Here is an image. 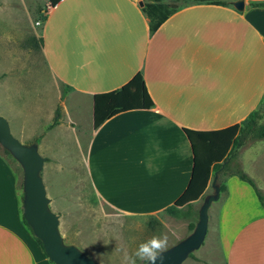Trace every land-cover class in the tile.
I'll return each instance as SVG.
<instances>
[{
    "label": "crops",
    "instance_id": "1",
    "mask_svg": "<svg viewBox=\"0 0 264 264\" xmlns=\"http://www.w3.org/2000/svg\"><path fill=\"white\" fill-rule=\"evenodd\" d=\"M139 1L61 0L50 7L41 0V11L33 8L35 0H0V73L8 74L0 80V104L14 118L3 116L28 142L59 104L61 124L38 143L41 155L53 160L44 163L42 176L57 214L74 213L79 202L96 198L113 209L101 217L108 228L98 229L103 241L95 247H103L92 252L97 262L123 261L140 242L163 235V223L147 237L128 231L160 221L186 189L193 150L184 128L240 123L264 97V7L250 5L264 0H243L241 11L235 0H162L175 12L151 36L147 10L154 2L146 0L148 9H141ZM36 11L45 15L40 53L8 48L36 33ZM137 72L153 106L122 111L93 128V95L124 85ZM62 85L69 91L61 99ZM261 144L249 155L250 172L258 177L253 165L264 152ZM223 183L225 194L215 201H221L224 264H264V209L237 176ZM21 217L17 177L0 155V264H50Z\"/></svg>",
    "mask_w": 264,
    "mask_h": 264
},
{
    "label": "trees",
    "instance_id": "2",
    "mask_svg": "<svg viewBox=\"0 0 264 264\" xmlns=\"http://www.w3.org/2000/svg\"><path fill=\"white\" fill-rule=\"evenodd\" d=\"M59 1L61 0H49V6L53 7ZM152 1L154 4L147 10V14L150 18V36L169 15L175 12V8H170L168 5L161 3L162 0ZM212 3L228 5L229 1H215ZM250 5L254 7H264V1L250 2ZM44 20V14L42 18L40 16L35 17L34 25L36 33L9 42L7 44L8 48L27 52L33 56L38 55L43 44L41 31ZM7 75V73H0V80L4 79ZM68 91L69 87L67 85L61 86V99L65 97ZM152 106L153 101L147 91L142 73L137 72L124 85L111 91L100 92L93 95V128H97L106 119L122 111L149 109ZM263 114L264 97L258 109L249 113L240 123L212 131L184 128V132L193 150V169L186 189L172 205L165 209L167 213L179 216V214L182 213L181 210H185L186 213L184 217H187L190 214L192 202L203 196L212 174L218 177L221 174L237 176L241 181L247 183L252 188L258 200L264 204V194L257 187L255 181L241 169L240 164L236 161L238 148L243 145L247 136L250 135L258 140L264 139V123L258 122ZM61 118L62 114L58 104L50 122L28 143L38 145L41 138L48 131L61 124ZM6 151L9 152L8 150ZM44 160L45 162L53 161L47 157H44ZM218 187L221 191L226 189L224 183H220ZM21 220L23 224L30 229L23 217H21ZM148 224L152 226L154 220H150ZM195 224L196 223L193 222L188 224L191 231L194 229ZM35 239L42 248L41 241L36 237ZM191 255L192 253L189 254V256Z\"/></svg>",
    "mask_w": 264,
    "mask_h": 264
},
{
    "label": "rangeland",
    "instance_id": "3",
    "mask_svg": "<svg viewBox=\"0 0 264 264\" xmlns=\"http://www.w3.org/2000/svg\"><path fill=\"white\" fill-rule=\"evenodd\" d=\"M37 4H32L33 8H40L41 11L44 10L41 6V0H35ZM34 18L32 19V22L34 24L35 17L40 16L43 17L42 13H39V11H36L34 13ZM35 26V25H34ZM0 115H7L9 117V120H13V115L10 113H7L2 110V106L0 104ZM6 118V117H5ZM7 119V118H6ZM8 120V119H7ZM9 122V121H8ZM259 123H264V114L261 119L258 120ZM10 124V122H9ZM11 128V124H10ZM11 133L14 135L12 129ZM16 137V135H14ZM87 137H83V143L86 142ZM21 141V140H20ZM25 144H30L26 141H22ZM264 140H259L253 138L252 136H247L243 145L238 148L237 151V160L238 163L241 161L243 162V167L241 169L247 174L251 175L252 178H254L255 183L257 187L261 190V192L264 194V152H261V156L259 159L254 160L256 161L253 166H257V170L261 171V177L255 174L252 175L250 172V165H251V154L256 153V148L259 147V145H262ZM263 147H261L259 150H262ZM0 155L3 158V160L11 167L13 172L15 173L17 177V184L19 189V194L23 195V187H22V181H23V170L19 164V162L11 155V153L7 152L5 148H3L0 144ZM241 158V159H240ZM240 161V162H239ZM249 165V166H248ZM46 168H48L50 171L53 169V166L47 165ZM259 171V173H260ZM258 172V171H257ZM251 173V174H250ZM226 174H221L219 177L215 180L214 174L211 175L209 180V188L204 193V195L194 204L191 205L190 208V214L187 217H184L186 211L181 210L182 213L179 214V216L170 215L167 212L160 213L158 215V219L160 221L154 220V224L152 226H149V222L145 223V228H134L130 231L131 234H139L141 237L146 236L150 233L155 231L157 229V224H164L165 230L163 235H167L168 237V247L177 243L182 238L186 237L188 234H190L191 230L188 227V224L190 222L196 223L198 220L197 211L199 210L200 206L204 202V200L212 194L216 193V187L219 186L220 183H223L225 181ZM45 183V182H44ZM46 186V185H45ZM223 191L220 190V194L224 195L225 193H221ZM223 197V196H222ZM257 197V196H256ZM82 200V199H81ZM257 202L259 204V207L264 209V204L260 202L257 198ZM221 201L216 202L213 201L211 204V207L209 208V222H208V228L207 233L205 235V238L203 240V243L201 246L193 251L191 256H188V258L182 263V264H224V247L221 244L220 240V233L219 229L217 227V213H218V206ZM77 208V209H76ZM75 209L74 213H59L61 217V226L60 231L63 236V240L65 243H73L76 241L77 243L83 245L86 249H82L81 246H76L80 250H82L86 255L89 257H93V253L95 251L101 250L103 246L95 247V245L99 242L103 241V238L100 236L99 228H108L106 226V222L101 220V217L104 218L103 214H111L114 213L113 209H111L105 202H103L100 198L92 199L91 201H81L77 204V207ZM186 209V208H185ZM150 221V220H149ZM137 224V223H136ZM137 227V225H135ZM29 229V228H28ZM108 232V230H107ZM109 234V232H108ZM35 239V237H34ZM74 241H73V240ZM35 243H37L38 246L39 243L36 242V239L34 240ZM95 247L94 249H91V245ZM74 245V244H73ZM50 261V260H49ZM100 264H123V261L115 260L111 263L101 261ZM50 264H54L52 261H50ZM137 264H142L139 260H137Z\"/></svg>",
    "mask_w": 264,
    "mask_h": 264
},
{
    "label": "water",
    "instance_id": "4",
    "mask_svg": "<svg viewBox=\"0 0 264 264\" xmlns=\"http://www.w3.org/2000/svg\"><path fill=\"white\" fill-rule=\"evenodd\" d=\"M237 10H243L244 1L231 2ZM141 9H148L146 0L139 1ZM0 144L19 162L23 170L22 217L30 227L33 235L41 241L48 259L54 264H100L73 244L65 243L60 232L61 215L50 207V198L42 176L45 163L38 145L25 144L11 133L8 120L0 115ZM216 193L209 195L198 210V220L194 229L186 237L168 247L162 262L157 264H182L198 249L207 233L208 210L211 203L219 197Z\"/></svg>",
    "mask_w": 264,
    "mask_h": 264
},
{
    "label": "clouds",
    "instance_id": "5",
    "mask_svg": "<svg viewBox=\"0 0 264 264\" xmlns=\"http://www.w3.org/2000/svg\"><path fill=\"white\" fill-rule=\"evenodd\" d=\"M167 249V235H153L149 239L140 242L131 255L125 253L123 264H137V260L142 264H157V261L162 262L163 254Z\"/></svg>",
    "mask_w": 264,
    "mask_h": 264
},
{
    "label": "bare ground",
    "instance_id": "6",
    "mask_svg": "<svg viewBox=\"0 0 264 264\" xmlns=\"http://www.w3.org/2000/svg\"><path fill=\"white\" fill-rule=\"evenodd\" d=\"M60 226H61V220H60Z\"/></svg>",
    "mask_w": 264,
    "mask_h": 264
}]
</instances>
